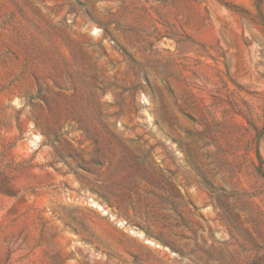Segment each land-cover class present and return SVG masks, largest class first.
I'll use <instances>...</instances> for the list:
<instances>
[{"label":"rangeland","instance_id":"rangeland-1","mask_svg":"<svg viewBox=\"0 0 264 264\" xmlns=\"http://www.w3.org/2000/svg\"><path fill=\"white\" fill-rule=\"evenodd\" d=\"M0 264H264V0H0Z\"/></svg>","mask_w":264,"mask_h":264},{"label":"bare ground","instance_id":"bare-ground-1","mask_svg":"<svg viewBox=\"0 0 264 264\" xmlns=\"http://www.w3.org/2000/svg\"><path fill=\"white\" fill-rule=\"evenodd\" d=\"M93 206L94 207H97L98 209H100V210H103L101 207H99L96 203L95 204H93ZM148 243H150V244H153V242L152 241H150V240H146Z\"/></svg>","mask_w":264,"mask_h":264}]
</instances>
